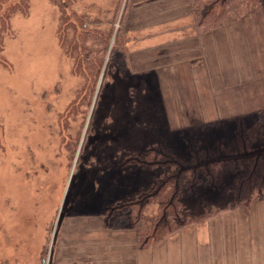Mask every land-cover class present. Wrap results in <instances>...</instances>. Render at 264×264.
<instances>
[{
	"label": "rangeland",
	"instance_id": "rangeland-1",
	"mask_svg": "<svg viewBox=\"0 0 264 264\" xmlns=\"http://www.w3.org/2000/svg\"><path fill=\"white\" fill-rule=\"evenodd\" d=\"M248 1L238 23L203 28L193 0H74L69 9L62 0H28L25 15L15 16L0 36V77H19L30 58L26 52L39 53L47 28L55 68L50 82L19 79L0 87V264H97L95 244L106 233L134 232L107 230L104 213L163 185L161 169L128 164L147 150L189 160L197 145L208 153L204 162H227L236 160L238 145L249 139L248 155L240 158L264 155V1ZM175 20L195 21L200 35L223 36L231 28L240 36L234 32L233 40L229 35L219 40L222 52H210L209 70L207 64L193 68L202 62L192 60L198 53L184 51L178 42L187 34L188 42L191 31L171 26ZM28 26L38 31L25 48L21 40ZM88 40H97L93 60L105 61L99 76L95 65L81 61ZM234 53L241 58V79L232 75ZM46 62L39 59L28 68ZM250 79L256 85L248 87ZM197 80L203 86H193ZM123 115L137 120L129 123L132 132L119 125ZM259 115L262 122L254 128ZM240 162L225 163L224 178L216 183L234 185L250 168ZM214 187L188 193L185 210L197 214L211 205L233 210ZM260 193L247 212L222 214L249 217L251 209H264V190ZM99 228L105 234L93 231Z\"/></svg>",
	"mask_w": 264,
	"mask_h": 264
},
{
	"label": "trees",
	"instance_id": "trees-1",
	"mask_svg": "<svg viewBox=\"0 0 264 264\" xmlns=\"http://www.w3.org/2000/svg\"><path fill=\"white\" fill-rule=\"evenodd\" d=\"M54 1L61 3V0ZM66 1L62 0V2H65L63 6L65 9H69V3H72L74 0ZM247 1L193 0L195 16L198 19L197 22L203 28H216L224 24H236L239 22V17L244 13L242 9L245 8ZM256 1L263 2L264 0ZM27 9H29L28 0H21L16 5H11L10 0H0V36L4 34L5 30L9 31L13 18L18 14L25 15V10ZM226 18L229 20H225ZM88 38L89 40L91 39L89 36ZM96 41L91 40L87 42L88 46L91 45V42L93 45L91 47L87 46V48L84 47L80 52L83 64L86 66L95 65L98 69L96 75L99 76L105 61L103 57L101 60H93L97 46ZM108 70L109 67L107 68V72ZM105 78L106 75L103 76L102 82ZM98 97L99 95L96 101H98ZM93 116L94 112L90 116V121H92ZM262 118L259 115L254 119L252 126L255 128L258 121L259 123L262 122ZM245 143L241 147L238 145L235 151L237 154L234 155L237 156L236 160H226L233 164L235 162L240 164V161L243 160V162L249 163L248 167L250 166L248 170L242 173L244 177L240 181V185L237 186V181H239V177L241 179L242 174L241 176H236L235 184L231 187L219 186L216 183L218 181L221 182L224 178L226 170L223 167L227 162L218 161V159L215 161L210 158L208 162H204L208 160L206 159L208 153L201 152L199 147H196L197 145L195 146L196 150L191 153L189 160L180 159L173 153L166 151L157 152L154 149L147 150L141 155L130 158L128 162L130 167L133 166V163L137 162L142 166L161 169L162 174L159 180L162 177H165L162 178L165 180L161 182L163 185L156 186L150 194H147L143 198L134 202L131 200L128 203L122 200V203L118 207L108 209L104 213L105 215H103L106 217L107 230L134 231L137 233L139 247L146 249L160 244L189 226L206 221L205 219L207 218L217 217L224 212L230 211L241 210L247 212L250 209V205L252 206L250 202L254 198V195L256 193L261 194V190H264V155L249 157L247 160L241 159L240 157H243L241 155H248L249 148L252 146V142L249 139L245 140ZM234 148L236 149V147ZM224 154L227 155L226 153ZM211 156L216 157L214 154H211ZM201 186H216L217 190L224 193V197L228 201L227 205L233 207V210H222L215 205H211L197 214H195L196 212L192 214L186 211V207L183 204L184 197ZM243 205L246 206L242 207ZM148 208L155 209V215L147 214Z\"/></svg>",
	"mask_w": 264,
	"mask_h": 264
},
{
	"label": "crops",
	"instance_id": "crops-1",
	"mask_svg": "<svg viewBox=\"0 0 264 264\" xmlns=\"http://www.w3.org/2000/svg\"><path fill=\"white\" fill-rule=\"evenodd\" d=\"M170 24L176 29L191 31L189 34L192 37L188 42V34L183 38L184 40L181 38L178 42L183 41L179 43L181 44L179 47H184V51L187 47L188 53H198L199 57H193L192 60H201L202 62L194 64L193 68L195 65L200 68V65L207 64L209 70L211 58L214 57L210 52H213L215 56L222 52L219 40L223 39L224 35L225 39H227L226 35H229V38L232 37L230 40L235 38L233 36L235 33L240 36L239 32H232L231 28L223 32V36L217 33L200 35L196 31L198 27L195 21L181 22L175 20ZM146 27L157 28V24ZM189 45L190 47H188ZM235 51L237 54L240 53L237 52V49ZM205 58L207 61L204 63ZM235 62L237 64H233V67L236 72L238 70V75L236 72L232 75L234 78L236 76L241 79V58L235 56ZM214 77L218 78V76ZM251 81L252 79L247 81L248 87L257 83L255 79ZM194 83L201 86L204 84L203 80L193 82V86ZM200 106L204 107L205 104L201 102ZM261 216L262 219H260ZM93 231H96L97 234H105L102 228ZM106 234L110 235L101 238L95 244L97 264H264L263 208L254 211L251 209L249 217L238 213L221 214L214 220L186 228V230L150 249H140L137 235L134 232Z\"/></svg>",
	"mask_w": 264,
	"mask_h": 264
},
{
	"label": "bare ground",
	"instance_id": "bare-ground-1",
	"mask_svg": "<svg viewBox=\"0 0 264 264\" xmlns=\"http://www.w3.org/2000/svg\"><path fill=\"white\" fill-rule=\"evenodd\" d=\"M43 26L41 25V27H43ZM46 28L47 27H44V29H46ZM36 30L38 31V28L34 29L31 26H28L25 29L24 36L21 40V43L24 44L25 48L29 47L28 44H29V38H31L30 35L31 34L34 35L36 33ZM48 30L49 29L47 28V31ZM47 31L46 32L43 31L44 33L41 35V37H39L38 44L40 46V51L38 54H35V52H33V51H27L26 52V49L24 47H22L24 52H26L30 58H28L29 60H27L26 67L22 66L19 77L16 79L13 78L12 80H9V81L7 80L8 82L13 83V82L18 81L19 79H20L21 83H30V82H35V81H38L41 83V82H45L46 80L50 82L51 78L53 77V72H54V68H55V61H54L55 57H54V54H52L53 51H52V45H50L51 42H49L52 35H51V33L49 34ZM19 44H20V42L16 43L14 45L16 49H19ZM40 56H41V58H40ZM42 57H44V58H42ZM39 59L47 61L46 66H41L38 69L28 68V64H33V66L36 64H39L38 63ZM7 81H5L2 77H0V87L8 86L9 84L7 83ZM122 117H121L122 119L118 122L119 125L121 127H122V125L123 126L125 125L124 130L127 132L128 131L132 132V130H131L132 127H130L129 123L131 122L134 124L137 120H135V119L131 120L129 118L124 117V115ZM17 148L18 149L21 148V145H17ZM6 187H8V186H6Z\"/></svg>",
	"mask_w": 264,
	"mask_h": 264
}]
</instances>
